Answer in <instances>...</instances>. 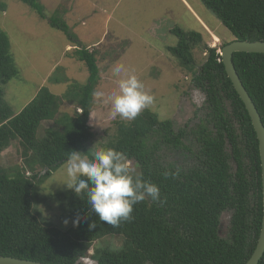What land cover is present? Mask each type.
<instances>
[{
	"label": "trees",
	"instance_id": "1",
	"mask_svg": "<svg viewBox=\"0 0 264 264\" xmlns=\"http://www.w3.org/2000/svg\"><path fill=\"white\" fill-rule=\"evenodd\" d=\"M20 1L78 42L60 14L48 17L37 0ZM203 2L236 39L264 40V0ZM1 7L5 9L4 4ZM171 32L178 38L171 53L206 96L199 122L190 131L187 127L175 130L170 119L161 120L157 113H141L133 121H118L114 136L102 146L125 153L145 180L160 187L164 202L147 198L134 205V219L113 227L89 213L86 196L81 199L67 189L57 194L71 223L70 228L62 230L43 222L34 207L52 197L43 193L42 184L65 163L70 151L89 157L95 151L88 142L94 136L89 124L93 93L101 78L97 52L82 45L74 51L88 69L86 83L74 81L63 96L44 86L15 113L4 103V85L19 71L10 38L0 29V156L18 140L25 162L16 168L0 163V255L48 264H83L81 258L88 255L95 242L115 236L122 238L123 244L117 248L96 247L91 257L97 264H245L251 257L263 219L256 131L218 48L206 45L207 58L197 66L193 48L202 42L201 33L179 26ZM233 60L264 123V53L236 52ZM64 100L76 106L73 114L61 112ZM46 119L53 124L44 126ZM188 133L199 145L196 163L184 168L165 162L160 154L162 144L188 150L183 140ZM177 169V178L165 177L166 171ZM29 171L31 175L27 176ZM227 210L233 212L231 225L228 234L222 236L221 217ZM77 217L80 222L75 224ZM93 221L97 227L90 229ZM258 264H264V255Z\"/></svg>",
	"mask_w": 264,
	"mask_h": 264
},
{
	"label": "rangeland",
	"instance_id": "2",
	"mask_svg": "<svg viewBox=\"0 0 264 264\" xmlns=\"http://www.w3.org/2000/svg\"><path fill=\"white\" fill-rule=\"evenodd\" d=\"M37 2L43 6L48 17L55 12L64 17L78 42L51 26L48 19L40 17L28 4L20 0H0V29L10 38L11 51L19 71L16 77L4 85V103L19 113L44 86L56 95L63 96L74 81L86 83L88 69L76 58L74 51L79 45L95 50L101 76L96 91H103L105 97L94 100L89 120L94 136L88 142V147L93 150L102 148L114 136L118 121H126L119 116L113 119L110 115L111 101L108 97L118 92L119 78L111 72L116 62H122L129 68L144 82L146 90L154 95V104L142 113H157L161 120L170 119L175 130L187 127L190 131L203 114L206 96L195 87L191 74L171 53L170 48L178 43L177 36L171 30L179 26L201 33L202 42L193 48L197 66L207 58L206 45L217 47L221 52V47L236 39L203 0ZM1 4L5 5L4 10ZM60 110L73 114L76 106L64 100ZM42 123L48 127L53 121L46 119ZM237 131L240 133L239 128ZM183 140L188 150L162 144L160 154L165 162L188 168L197 161L199 145L191 133ZM0 157V163L6 168L25 165L18 140H14ZM232 165L235 168L233 161ZM132 166L139 171L135 163ZM26 175H31V172H26ZM65 175L64 163L42 184L43 193L52 197L34 207L43 222L62 230L71 226L66 209L57 197L59 192L67 190L66 186L59 183L65 179ZM232 213L227 210L222 214V236H226L230 230ZM122 244V238L104 237L94 243L80 262L97 264V260L91 257L95 255L96 247L117 248Z\"/></svg>",
	"mask_w": 264,
	"mask_h": 264
},
{
	"label": "clouds",
	"instance_id": "3",
	"mask_svg": "<svg viewBox=\"0 0 264 264\" xmlns=\"http://www.w3.org/2000/svg\"><path fill=\"white\" fill-rule=\"evenodd\" d=\"M111 72L119 79L118 92L108 97L111 101L110 115L113 119L119 116L121 120L133 121L154 104L155 97L122 62H116ZM104 97L103 91L93 93L94 100ZM65 172V179L59 183L81 199L86 196L89 213H95L100 222L113 227L134 219V205L147 198L156 203L164 202L160 187L145 180L126 154L112 147L96 149L91 157L80 151H70L65 161ZM164 175L166 178H177L179 169L166 171ZM79 222L77 217L74 223ZM96 227V221L89 224L90 229Z\"/></svg>",
	"mask_w": 264,
	"mask_h": 264
},
{
	"label": "water",
	"instance_id": "4",
	"mask_svg": "<svg viewBox=\"0 0 264 264\" xmlns=\"http://www.w3.org/2000/svg\"><path fill=\"white\" fill-rule=\"evenodd\" d=\"M222 61L225 65V70L228 77L233 83L234 88L244 102L246 109L251 117L252 124L257 134L259 141L261 167H262V195H263V219L260 236L251 257L245 264H258L264 255V123L261 114L253 101L248 90L244 86L239 73L234 64V53L248 52V53H264V40H240L235 39L232 42L225 44L221 50ZM0 264H48L45 262L20 258L10 255H0Z\"/></svg>",
	"mask_w": 264,
	"mask_h": 264
}]
</instances>
